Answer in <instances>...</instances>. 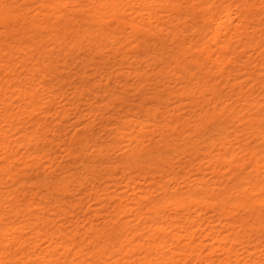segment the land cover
<instances>
[{"label": "bare ground", "instance_id": "1", "mask_svg": "<svg viewBox=\"0 0 264 264\" xmlns=\"http://www.w3.org/2000/svg\"><path fill=\"white\" fill-rule=\"evenodd\" d=\"M263 7L0 0V264H264Z\"/></svg>", "mask_w": 264, "mask_h": 264}, {"label": "rangeland", "instance_id": "2", "mask_svg": "<svg viewBox=\"0 0 264 264\" xmlns=\"http://www.w3.org/2000/svg\"><path fill=\"white\" fill-rule=\"evenodd\" d=\"M264 8V7H263ZM263 11H264V9H263ZM256 13V12H255ZM135 17H137V20L138 21H142V15H134ZM253 16H254V18H253ZM43 17V16H42ZM41 17V18H42ZM127 18H130V15H126V16H122V15H120L119 17L117 16V17H115L114 16V20L117 22H119V23H121L122 24V26L123 25H125V21H126V19ZM252 18L253 19H255V23H258L259 25L261 24V26H259V27H263L264 28V15H252ZM173 19H174V16L173 15H162V18H161V22H162V24H160L161 26H165L166 25V23L168 24V22H170V21H173ZM184 20L187 22V24H189V25H193V26H197V21L195 20V19H193L192 18V16H186V15H184ZM250 25H252V22H251V20H250V22H248L245 26H250ZM258 27V26H257ZM188 33H190V37L189 38H192V35H195V34H191L192 33V31H189ZM260 36H261V39H264V31L263 32H261L260 33ZM208 37H211V35H209ZM257 40H260V37H258V39ZM234 45H237V43L234 41ZM205 47H207V45H205ZM263 50V48L262 49H258V50H253V49H243L242 47L241 48H239V51H237V52H234V53H232V54H230L228 57L229 58H233V64H234V61L236 60V62L238 63V68L236 69V71H235V73H239V76H241V75H243L242 76V78L240 79V80H244V79H246V77H254V76H251V75H248V74H250V71L252 70V71H255V70H257V68H258V66L259 67H262V66H264V64H262L263 62H264V50ZM226 55V54H225ZM215 57H218V53H215ZM220 59H222V57H220ZM245 61H247L246 63H245ZM126 65L128 64V63H125ZM248 64V65H247ZM126 65H124L125 67H126ZM246 65V66H245ZM128 66V65H127ZM257 66V67H256ZM239 69V70H238ZM260 69L261 68H258V70H257V72H260ZM238 71H240V72H238ZM251 71V72H252ZM248 72V73H247ZM253 73V75H256L254 72H252ZM246 74V75H245ZM236 75V74H235ZM216 76H217V74H216ZM217 77H219V76H217ZM221 80V78H217V80ZM177 100V99H176ZM179 102V101H178ZM186 111V109H183L182 111H180V112H185ZM182 114V113H181ZM120 142V143H119ZM122 142H124V141H122V140H120V141H118V143L119 144H121V146H118V144L116 145V143H117V141H115L114 140V151H116L117 153H120V154H116V152H114L115 154H116V156H115V154H114V174H116V176L117 177H115V175H114V183H115V181H118V180H120V181H123V174L122 173H118V171H120L119 169H123L122 167H124V165L123 164H121V162H119V158H120V156L119 155H122V152H123V150L124 149H122V145L124 144V143H122ZM116 145V146H115ZM116 147H120L121 149H122V152L121 151H119L118 150V148H116ZM119 148V149H120ZM118 151H117V150ZM119 158H118V157ZM56 163L58 164V162L56 161ZM116 166V167H115ZM122 172V171H121ZM36 174V173H35ZM122 175V176H120L119 177V175ZM22 176H23V174H22ZM22 176H19V178H21ZM30 176H32V175H30ZM30 176H28V178L30 177ZM27 176H26V174L23 176V178H21V179H28V178H26ZM107 177H103V180H102V178H99L98 177V179L96 180V181H98V182H95L96 183V185L98 184L99 186H101V183H102V185L104 186V184L105 183H107V185L109 184V185H111L110 183L112 182V184H113V180L111 181L110 179V181L108 180V178H107V180H105ZM119 178V179H118ZM25 180V181H26ZM102 180V182H100ZM104 181H106V182H104ZM109 182V183H108ZM126 181H123L122 182V184L124 185V183H125ZM100 183V184H99ZM104 183V184H103ZM116 183H118V182H116ZM120 185H121V183H119ZM119 184H115L116 186H117V189H115V186H114V184H113V186H112V188H110V186H109V191H110V193L111 194H115L116 193V191L117 192H119L118 193V196L119 197H123V196H125V194L123 195L122 193H120V191H122L123 192V190H125L126 191V189L124 188V186H126V184L124 185V186H122L121 187V189H120V185ZM97 185V186H98ZM9 186H10V184H9ZM8 186V187H9ZM97 186L95 187L96 188V190H97ZM102 186V189H105V186L103 187ZM86 187V186H85ZM87 187L89 188V185H87ZM86 187V189H85V191L87 190L90 194H92V189H91V186H90V188H89V190H88V188ZM10 188V187H9ZM106 188H107V186H106ZM118 188H119V190H118ZM101 189V188H100ZM100 189H98V190H100ZM114 189H115V193H114ZM84 190V189H83ZM95 190V189H94ZM113 190V193L111 192ZM79 191L81 192L80 193V195H79ZM78 191V194H76V192L77 191H74V194H75V198H72V196H70V194H69V197L67 196V194H64V198H63V196L61 195V197L59 196V198H62L63 200H65L66 201V199H67V202H69V200H70V202L73 200L74 202H76V200H77V202H79V200L77 199V197L79 198V196H80V198L83 196L84 197V199H85V196L87 195L88 196V193L85 195V191H84V194H83V192H82V190H79ZM90 191H92V192H90ZM89 194V195H90ZM117 194V193H116ZM123 196H122V195ZM73 195V194H72ZM31 196V195H30ZM65 196H67V197H65ZM74 196V195H73ZM77 196V197H76ZM118 196H114V199H116ZM82 197V198H83ZM118 197V198H119ZM29 198H31V197H29ZM28 197L26 198V199H29ZM88 198V197H87ZM86 198V199H87ZM72 199V200H71ZM84 199H81L84 203H85V200ZM89 199H90V197H89ZM89 199H87V201H88V204H89ZM114 199H112V201H108L107 203H105L104 202V200H106L104 197H102L101 198V200H103V202L106 204V206H107V204H108V208H107V210H105V216H107V215H109L110 214V210H111V206H113L114 205V207H116V206H118L119 205V203H120V200H122L121 198L119 199V202H118V200H117V202H116V205H115V203H114ZM86 201V202H87ZM94 202V200L92 201V204H93V206H92V208L91 209H93L94 208V206L97 208V210H96V208H95V211H92V213H95L96 211L98 212V208L101 206L100 204H98L96 201H95V203H93ZM98 202H100V200H98ZM103 202H102V204H103ZM110 203H111V206H110ZM90 204H91V201H90ZM89 204V205H90ZM86 206H88L87 204H85ZM104 205V204H103ZM105 206V207H106ZM109 207H110V209H109ZM102 209V208H101ZM104 209H106V208H104ZM56 211V210H55ZM55 211H53V214H52V216L54 217V213H55V215L57 214V212H55ZM79 211H80V209H79ZM100 211V210H99ZM102 211H104L103 209L101 210V213H102ZM73 212V211H72ZM96 212V213H97ZM106 212H107V214H106ZM75 213H76V218H75V216H74V218H75V221L74 220H72V219H74L72 216H71V222L73 221V223H74V225H77V224H79V221L81 220V218L82 219H84V221H85V218H84V215L81 217V218H79L80 216H81V213L79 214V212H77V211H75ZM74 213V214H75ZM73 214V213H72ZM99 214V213H98ZM57 215H59V212H58V214ZM78 215V216H77ZM103 215H104V213H103ZM99 216H100V214H99ZM55 217H57V216H55ZM58 218V217H57ZM76 220H77V223H76ZM79 220V221H78ZM82 221V220H81ZM100 221H102L103 222V219H101ZM99 221V222H100ZM86 222V221H85ZM85 222H81V223H83V224H85ZM98 220H96V222H95V224H97L98 225ZM102 222H100L99 224H102ZM73 223H72V225H73ZM83 224H82V226H83ZM100 227V226H99ZM47 245V244H46ZM44 246V245H43ZM45 247V246H44ZM43 253H45V251L43 252ZM11 264V263H10ZM14 264V263H13Z\"/></svg>", "mask_w": 264, "mask_h": 264}]
</instances>
